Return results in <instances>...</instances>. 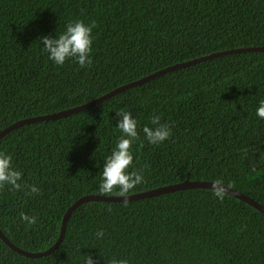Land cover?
I'll return each mask as SVG.
<instances>
[{
    "label": "trees",
    "instance_id": "trees-1",
    "mask_svg": "<svg viewBox=\"0 0 264 264\" xmlns=\"http://www.w3.org/2000/svg\"><path fill=\"white\" fill-rule=\"evenodd\" d=\"M76 20L94 25L92 64L54 65L39 38ZM249 47H264V0H0V132L169 66ZM261 101L264 52L240 53L170 72L67 118L20 127L0 141L23 185L0 188V230L18 248L43 252L77 200L119 196L100 193L98 184L120 136L121 109L138 120L129 171L144 177L126 195L219 179L264 206ZM157 115L172 135L152 145L142 128ZM31 185L40 192L30 194ZM21 213L35 215L36 224ZM89 257L94 264H264V215L226 194L220 200L213 190L192 189L84 204L47 257H24L0 239V264H85Z\"/></svg>",
    "mask_w": 264,
    "mask_h": 264
},
{
    "label": "clouds",
    "instance_id": "clouds-1",
    "mask_svg": "<svg viewBox=\"0 0 264 264\" xmlns=\"http://www.w3.org/2000/svg\"><path fill=\"white\" fill-rule=\"evenodd\" d=\"M93 27L94 25L87 24L83 20L71 21L59 35L39 38L42 51L47 54V59L54 65L63 66L66 62L75 61L80 68H86L92 64ZM256 115L264 119V101H261L256 108ZM160 121V116H154L151 126L146 125L142 128L144 138L149 144H162L172 135L170 125ZM115 128L119 130L120 136L111 154L105 157L98 190L102 194L117 192L120 197H126L127 193L144 181L141 172L129 171L134 161L131 146L138 138V120L131 112L121 109L116 113ZM21 180L22 173L12 166V156L0 152V188L10 186L20 190L23 186ZM29 187L30 194L35 195L40 192L36 185ZM212 190L215 197L223 200L227 187L217 179L212 183ZM20 219L28 225H34L37 222L35 215L30 216L25 213L20 214ZM96 235L102 238L103 231H98ZM85 264H94L93 258L89 257ZM118 264H127V261L121 260Z\"/></svg>",
    "mask_w": 264,
    "mask_h": 264
},
{
    "label": "water",
    "instance_id": "water-1",
    "mask_svg": "<svg viewBox=\"0 0 264 264\" xmlns=\"http://www.w3.org/2000/svg\"><path fill=\"white\" fill-rule=\"evenodd\" d=\"M251 52H264V47H249V48H238V49L226 50V51L213 53L211 55L204 56L201 58H197L194 60H190V61H187L184 63L169 66V67L162 69L160 71H157V72H155L149 76H146L140 80H137V81L131 82L129 84L123 85L119 88H116L115 90H113V91H111V92L91 101V102L77 106L75 108H71L68 110H64L61 112L52 113V114H48V115H44V116H37V117L27 118L24 120L17 121L14 124L10 125L9 127L5 128L4 130H2L0 132V141L5 136L10 134L12 131H14L20 127H23L25 125L39 123V122L55 121V120H59L62 118H67L71 115L80 113V112L85 111L87 109H90V108H92L98 104H101L102 102H105V101L109 100L110 98H112V97H114V96H116V95H118L124 91L135 88L137 86H141L142 84H144L148 81H151L155 78H158V77L163 76L165 74H168L170 72L180 70V69H185V68H188L190 66H193V65H196V64H199L202 62H206L209 60H213L216 58H220L223 56L240 54V53H251ZM212 183L213 182H208V181H190V180H187V181L182 182V183L172 184V185L156 188V189L146 191V192H141V193L132 194V195H126V197L101 196V195L84 196V197L80 198L79 200H77L67 210V212L63 218V221H62L59 238L57 239V241L55 242V244L52 247H50L49 249H47L43 252H28V251H25L23 249L18 248L3 234V232L1 230H0V239L10 249H12L14 252H16V253L24 256V257L33 258V259L47 257V256L51 255L53 252H55L60 247V245L62 244V242L64 240L67 224H68L70 217L78 208H80L84 204H87L90 202L127 203V202H136V201H140V200H144V199L156 198V197H159L162 195L171 194V193L180 192V191L192 190V189L212 190ZM225 194L228 196H231L235 199H238L243 203L248 204L249 206H251L252 208H254L255 210H257L258 212H260L261 214L264 215V206L261 205L260 203H258L257 201L253 200L252 198L246 196L245 194H243L237 190H234L232 188H229V187H227V191Z\"/></svg>",
    "mask_w": 264,
    "mask_h": 264
}]
</instances>
